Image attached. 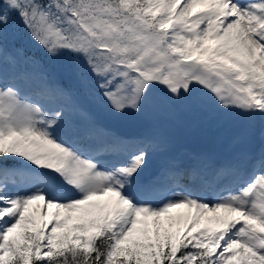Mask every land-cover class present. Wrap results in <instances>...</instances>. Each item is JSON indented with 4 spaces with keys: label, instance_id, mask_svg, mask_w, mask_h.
Instances as JSON below:
<instances>
[{
    "label": "snow or ice",
    "instance_id": "1",
    "mask_svg": "<svg viewBox=\"0 0 264 264\" xmlns=\"http://www.w3.org/2000/svg\"><path fill=\"white\" fill-rule=\"evenodd\" d=\"M233 110L264 122V0H0V264H264V144L161 128Z\"/></svg>",
    "mask_w": 264,
    "mask_h": 264
},
{
    "label": "rangeland",
    "instance_id": "2",
    "mask_svg": "<svg viewBox=\"0 0 264 264\" xmlns=\"http://www.w3.org/2000/svg\"><path fill=\"white\" fill-rule=\"evenodd\" d=\"M206 115H201L195 120L180 116L173 121L163 123L162 131L174 145L177 144V135H180L189 147L199 145L202 148H210L211 146V149L215 151L213 155L219 158L224 155L217 148H224V151L233 152L235 155L255 147L261 138L260 133L257 132V121L250 122L235 110L231 113L215 112L208 115L207 120L202 121ZM99 116L105 119V124L110 126L123 120L132 118L135 120L134 115L115 117L104 111H99ZM141 119L145 123V132L148 128V121L146 118ZM215 123L218 125L215 126ZM173 155L184 157L182 150L174 151ZM151 158H156V156L150 157L148 165L153 162Z\"/></svg>",
    "mask_w": 264,
    "mask_h": 264
},
{
    "label": "water",
    "instance_id": "3",
    "mask_svg": "<svg viewBox=\"0 0 264 264\" xmlns=\"http://www.w3.org/2000/svg\"><path fill=\"white\" fill-rule=\"evenodd\" d=\"M116 130L121 134L132 136L136 134L137 127L134 124H122L117 126Z\"/></svg>",
    "mask_w": 264,
    "mask_h": 264
}]
</instances>
